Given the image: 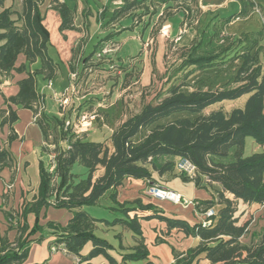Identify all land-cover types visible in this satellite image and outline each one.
<instances>
[{
	"label": "trees",
	"instance_id": "16d2710c",
	"mask_svg": "<svg viewBox=\"0 0 264 264\" xmlns=\"http://www.w3.org/2000/svg\"><path fill=\"white\" fill-rule=\"evenodd\" d=\"M43 1L22 0V9L16 10L12 3L8 4L9 0H0V89L9 76L26 73L18 81V93L5 97L7 107L0 108V127L8 125L10 128L7 145L0 147V174L14 163L9 144L17 138L14 129V124L19 120L17 110L31 109L36 115L44 102L38 92V76L51 81L60 68L59 63L48 53L51 36L45 24L46 17L41 11ZM146 1L123 0L110 20L114 21L119 14L128 13ZM185 1L149 0L155 5L170 6ZM251 4L255 6V2ZM51 8L60 14L61 32L76 28V9L71 0H51ZM262 31L258 32L261 38L253 39L245 52L237 54L241 63L231 80L223 83V87L187 92L182 90L184 82L172 83L156 97V101L145 103L138 112L131 113L114 127L109 139L104 141L68 136L63 118L42 111L36 118L45 137L42 153L47 157L52 152L48 145H55L56 169L53 173L49 172L47 163L41 160L40 182L34 199L24 201L18 210L5 211L9 229H16L17 236L13 241L7 236L1 238L0 264L24 263L33 241L32 236L41 232L36 241L46 238L44 227L40 224V214L51 205L68 209L72 217L66 226L55 221L47 222L50 235L55 236L50 246L65 249L81 260L104 255L111 264L116 263L110 254L114 245L96 233L100 224L121 226L135 236L136 243L130 252L123 254L124 260L148 258L149 250L141 221L157 218L166 223L168 232L176 229L200 238L195 247L186 251L173 250V264H197L202 257L209 260L210 264H264V236L261 242L252 245L241 242L247 232L248 222H239L236 204L224 194L229 192L245 202L264 205V152L245 153L247 137L264 145ZM113 35L114 32L109 33L96 43L91 54L84 58V70L90 60L106 61L108 53L101 57L97 53ZM203 40L201 38L182 49L181 65L189 68L184 79H188L196 70L219 63V53L200 52ZM83 42L84 38L74 47L75 55L79 53ZM20 55L26 57V62L18 65ZM134 59L132 57L122 64L112 63L107 69L120 67L126 80L139 65L137 61L132 62ZM37 61H40V66L31 70V65ZM71 70H75L74 66ZM241 98H244L241 105L231 104L229 109L223 107L224 103ZM181 157L189 158L198 169L194 177L180 173L185 180L193 181L197 186L206 181L218 182L222 186L217 197L223 206L218 211L213 208L215 199L196 201V207L202 211L208 208L215 210L212 224L191 223L184 218L166 215L154 204H145L139 199L123 203L118 201V189L125 178L144 179L149 186H161L155 182L154 173H174ZM76 163L86 168L85 177H82L83 173L73 171ZM107 194L117 205L112 207L113 211H118L120 215L112 220L92 216L86 207L98 204ZM146 211L150 213L143 214ZM29 214L35 215L33 225L28 222ZM122 234H116L120 237L119 249L125 248ZM89 242L93 245L92 249L83 256L82 250Z\"/></svg>",
	"mask_w": 264,
	"mask_h": 264
},
{
	"label": "crops",
	"instance_id": "0c3cea01",
	"mask_svg": "<svg viewBox=\"0 0 264 264\" xmlns=\"http://www.w3.org/2000/svg\"><path fill=\"white\" fill-rule=\"evenodd\" d=\"M64 1V0H60ZM79 1V0H78ZM82 2V1H80ZM79 5L81 6V3ZM252 2H255V6H252ZM119 4L123 3V0H119L117 2ZM74 5H77L73 1ZM88 4V3H86ZM89 5V4H88ZM122 5V4H121ZM119 5V6H121ZM232 5L237 6V11L232 15L236 14L230 21H226L228 17H224L221 14V10L225 8H230ZM78 6V8H80ZM90 6V5H89ZM119 6L113 8V11L117 9ZM169 4L156 5L157 17L163 14L161 9L165 7H169ZM51 7V0H44L41 4V11L43 15L46 17L49 16V8ZM85 7V6H84ZM92 7V6H91ZM198 7L201 9V13L207 17H217L216 20L223 19L229 26L227 27V33H235L236 35H244L251 37L250 39H257L258 32L263 30L264 34V22L262 21V29L259 31H254L251 21L252 19H261L260 13L256 11L255 8H260L264 12V0H198ZM93 8V7H92ZM99 10V9H98ZM231 15V16H232ZM56 19H59L58 15L54 14ZM180 18V25L178 29L175 31L173 24L170 23L171 18ZM184 14L179 12L178 15L169 16L167 24H170V33L168 35V39L171 41L175 40L181 34L183 30V26H185L186 22H184ZM128 19L125 20L128 21ZM149 21H153L150 17H147V26L145 32L151 31L152 25L149 26ZM215 22V21H214ZM101 27V21H99ZM166 23V22H165ZM92 23L87 26H83L82 23H78L77 17H75V29L74 30H65L61 32V34H57L56 39H54V30L50 31L51 43L48 47V53L51 57L54 58L56 62L59 63L60 68L57 76L52 79V86H49V81L43 79L42 76H38L37 78V86L38 92L42 95L44 100V113L57 115L59 116V106L58 102L53 97V91H63L68 87L71 83L70 74L71 72H78L79 74L85 72V60L86 57V44L85 40L88 36L91 35L90 28ZM116 26V24L112 23V27ZM126 27V26H125ZM149 27V28H148ZM102 32L106 31L107 34L114 32L112 38L109 41H119L121 43V48L118 52H109L104 64L102 65L103 70H98V81L101 78H107V76L101 75V73H106L108 67L114 64H122L126 63L127 60H131L132 57H136L139 54H125L121 55L123 51V47L125 41L122 38L124 32H120L121 29L116 28H102ZM108 30V31H107ZM191 30L185 31L181 36V38L176 41L182 47V49L190 47L196 40V34H193ZM98 32V30H96ZM120 32V33H119ZM196 33V32H195ZM64 36V37H63ZM145 37V36H144ZM161 39L165 40L163 37L165 35H159ZM194 37V38H193ZM84 38L83 45L79 51L75 55L73 49L80 42L81 39ZM146 38V37H145ZM183 41V42H181ZM107 43V42H105ZM136 43V42H135ZM141 44L140 42H137ZM184 43V44H181ZM261 44H264V39L261 41ZM105 47V45L103 46ZM163 48V46H162ZM143 47L141 46V50ZM165 50V47L163 48ZM140 50V51H141ZM142 58V57H141ZM158 59V57H157ZM26 57L24 55H20L18 60V65L25 63ZM90 62H95V60H90ZM40 66V61L35 62L31 65V70ZM74 66L75 70L72 71L71 68ZM108 71V70H107ZM147 67L145 69L146 73ZM26 73L17 74L15 73L12 76H9L4 80L1 84L0 89V108L7 107L5 103V97H10L15 95L19 91L18 81L25 77ZM79 79V78H78ZM92 79V76L89 78V81ZM96 81V78L94 79ZM78 82V81H77ZM109 81L106 80L105 84ZM97 82H93L96 84ZM78 85V83H77ZM111 87V85H110ZM100 89V88H99ZM80 86L78 85V91L72 94V104L67 108L66 117L73 116V113L77 110H84L83 108L91 98L101 99L104 97V92L93 91H83L80 95ZM114 97V93L111 97ZM112 97V98H113ZM48 100L52 103L48 104ZM116 100H113L110 104L101 105L98 103L99 109L102 111H106L109 115L106 119L103 117L101 120L104 128H109L113 131L114 125V117L113 116V106L115 105ZM119 102V101H117ZM244 102V98H241L237 101L231 102L232 105H241ZM72 107L78 108L76 111L72 110ZM72 110V111H71ZM138 112V111H137ZM19 120L14 124V129L17 134V138L13 140L9 144V149L14 158L13 166L6 167L0 174V242L1 238L7 236L11 241H13L17 236L16 229H9V223L5 216V211L10 209L18 210L24 201L34 199L35 195L38 191V186L40 182V162L43 160L45 164L47 163V157L42 153V147L45 143L44 133L42 131L41 126L35 120L34 112L31 109L21 108L17 110ZM126 116V115H125ZM61 117V116H59ZM62 118V117H61ZM126 118V117H125ZM124 118V119H125ZM123 119V120H124ZM122 120V121H123ZM121 121V122H122ZM96 124H94L95 126ZM93 128V127H92ZM91 128V129H92ZM90 129V130H91ZM10 134V128L8 125H4L0 127V147H4L7 145L8 136ZM91 133L84 132L81 134V137L90 139ZM66 145V143L62 142ZM254 152H264V145L257 143L252 137H247L246 139V147L245 153L251 154ZM154 180L157 184L174 190L188 199L194 200L195 202L198 200H208L215 199L216 204L214 205V209L218 211L223 203L218 201V192L222 191V186L218 182H204L201 186L195 185L193 181L185 180L182 175L175 170L174 173L166 172L164 174L154 173ZM179 180L183 182H190L193 185V188L190 191V194L187 195L185 191H183V187L176 184ZM149 183L144 179H136L127 177L124 179V183L118 189V201L123 203L126 201H133L136 199L141 200L143 203H152L157 208L164 211L166 215L180 217L188 220L191 223L201 222L202 220V210L198 209L196 205H183L179 203H174L170 200H162L151 197L148 194ZM225 197L233 200L237 206L236 216L239 219V222L242 224L244 222H248L247 232L241 238V242L246 245H252L255 243H259L262 241L264 236V205L259 203H248L241 199L235 198L232 193L225 192ZM103 203L107 209L112 211L114 214H117L118 211H113V206H117L115 202L111 199L110 195L107 194L101 198L98 204ZM149 211L144 212L143 214H148ZM72 217V212H70L66 208H57L53 205L44 208L40 214V224L44 227V233L46 234V238L41 241H36L37 238L40 237L41 232H37L32 236L33 241L30 244V250L27 259L22 264H111L107 257L104 255H99L89 260H81V258L74 254H69L66 251H57L52 252L50 243L55 239L54 235H50L51 230L46 227L48 221H55L62 226H66ZM28 222L30 225H33L35 222V215H28ZM142 229L145 236V243L149 250V256L145 259H129L124 260L123 254L128 253L132 250L134 244L136 243V238L132 234V232L123 229L121 226L108 227L105 224H100L97 229L102 231L103 233L108 234V231L113 230L115 233L114 249L110 250V254L115 258V264H173L175 258L173 250L177 251H186L191 247H195L199 244L200 238L197 236L186 235L182 231H178L176 229L168 232L166 228V223L154 218L150 220L143 219L141 221ZM96 232V233H97ZM118 232H123L122 234V242L125 245L124 249H119V241L120 237L116 234ZM130 232L132 241L125 243L126 234ZM160 240H159V239ZM92 243L89 242L86 244L84 249L82 250V255L86 256L89 251L92 249ZM1 253V248H0ZM197 264H210V261L202 257L199 259Z\"/></svg>",
	"mask_w": 264,
	"mask_h": 264
},
{
	"label": "rangeland",
	"instance_id": "374dc122",
	"mask_svg": "<svg viewBox=\"0 0 264 264\" xmlns=\"http://www.w3.org/2000/svg\"><path fill=\"white\" fill-rule=\"evenodd\" d=\"M71 1L77 3V5H75V17H77L78 23L81 22L84 27H89L92 23L90 28L91 35L85 40L86 57L91 54L96 43L107 33L106 31L102 32L103 29H101V27L121 29L120 32H124L122 38L120 37V40L123 39L127 44L124 45L121 55L126 56L125 54L130 53L139 54L134 57L135 59L132 61H137L139 65L138 67L136 66V71L131 76H127L126 80L123 78L122 69L120 67L117 68L116 66V68L107 69L108 71L106 70V73H101V75L105 74L107 78H101V80L98 81V70H103L102 60L90 62L85 67V72L79 74L77 83L80 86V95L83 91L89 90L91 92H104L103 98H91L83 107L85 108L84 110H95L98 114V120L95 123L96 125L88 131L91 133L89 138L93 141H104L105 139H109L112 133L111 129L104 128L102 125L103 121L101 119L103 117L106 119L109 115L106 111H102L103 109H99L100 107L98 106V103L101 105H107L113 100H116L112 113L115 122L113 125L116 127L125 117L129 116L131 113L139 111L145 103L156 101V97L161 93H164L172 83L184 82L185 86L182 87V90L187 92L197 89L208 90L221 88L223 87V83L231 80L234 72L241 63V58L236 57L237 54L245 52L252 44L251 37H248L247 35L244 36L236 35L235 33H227V27L229 25L223 19L216 20L217 17H207L202 15L201 9L198 7V0H187L185 2L174 4L173 6L165 7L164 9H161L163 14L158 17V8L154 3H150L149 0H147L143 5L132 9L130 12L119 14L114 21L110 20L113 8L123 4L117 3L119 0ZM79 2L81 3V6L79 5ZM9 3H12L16 10L22 9V0H9L8 4ZM78 6H80V8H78ZM255 9L260 13L261 19H252L251 24L254 31H259L262 29V21L264 22V12L260 8ZM236 11L237 6L232 5L230 8L222 9L221 14L224 17H228ZM179 12H182L185 17L184 22H186V25L183 26V29L186 31L191 30L193 34H196L195 42H198L201 38L204 39L200 52L203 54L215 52L220 55V59H218L219 63L212 64V66L207 69L194 71L188 79H184V75L189 68H184L181 65L182 47L178 45L179 43H176L175 40L171 41V39H168V35L163 37L165 40L159 37V35H161L162 26L167 24L169 16H177ZM55 13L58 15L59 19L55 18ZM148 16L150 19H153V21H149V26L151 24L153 25L151 31L145 32L147 28L145 25ZM128 18L129 20L125 22ZM99 21H101V27ZM112 23L116 24V26L112 27ZM170 23L173 24L174 30L176 31L180 25V18H171ZM45 24L48 29L51 28L54 30V39L57 37L55 30L57 33L61 34V31L59 30L60 14L57 10L51 7L49 8V16H46ZM96 30H98V32H96ZM258 38H261V35H258ZM106 42L107 43H104L105 47L108 46L112 48V53L118 52L121 48V43L119 41L111 42L107 40ZM137 42H140L141 44H138ZM141 46L143 47L142 50ZM162 46L163 48L165 47V50ZM146 67L147 71L144 73ZM119 71H121L122 74ZM91 76L92 79L89 81ZM95 78L96 81L94 80ZM106 80L109 82L105 84ZM93 82L97 83L92 85ZM113 93L114 97L112 96V98L111 95ZM47 102L48 104L52 103L50 100ZM223 107L229 109L231 103H224ZM76 109L78 108L72 107V110L76 111ZM73 114H75V112L73 113L72 111V115ZM72 135H74V133L69 132L68 136ZM73 171L75 173H83L82 177H85L84 173L86 172V168L81 163H76L73 167ZM176 184L182 186L183 191H185L187 195L190 194V191L193 188L192 183L183 182L182 180H179ZM86 208L90 214L96 218L112 220L116 215H120L119 213L114 214L107 209L103 203L91 205ZM115 233L116 232L113 230H110L108 231V234L105 235L106 233L98 230L97 235L108 239L111 243L118 244V242H114ZM126 235L125 243L127 244V242L132 241V237L130 232Z\"/></svg>",
	"mask_w": 264,
	"mask_h": 264
},
{
	"label": "built area",
	"instance_id": "2783aa9c",
	"mask_svg": "<svg viewBox=\"0 0 264 264\" xmlns=\"http://www.w3.org/2000/svg\"><path fill=\"white\" fill-rule=\"evenodd\" d=\"M186 30L183 29L181 31L182 35ZM170 33V24H164L161 29L162 35H169ZM176 38L178 41L181 36ZM113 51L110 47H104L99 53H97L98 57H101L103 54H107ZM71 83L66 89L63 91H53V97L58 102L59 106V116L64 119V129L74 133L75 136H80L84 132H88L94 124L98 120V114L95 110H80L76 111L73 116L66 117L67 108L72 104V94L78 91L77 81L79 78L78 72H71L70 74ZM49 86H52V81H49ZM45 105L44 102L40 105L39 112L34 115L35 120L38 118L42 111H44ZM52 152L47 155V169L49 172H54L56 169V162H55V152L53 151L55 148L54 144L48 145ZM177 170L179 173L184 174L188 177H194L198 174L197 166L187 157H181L177 162ZM148 194L151 197L162 199V200H170L174 203L187 205H196L194 200L188 199L182 194L171 190L169 188L163 186H149ZM216 214L213 208H208L202 211V220L201 223L204 225L212 224L213 216ZM52 252L57 251H66L65 249L58 248L57 246L53 245L51 247Z\"/></svg>",
	"mask_w": 264,
	"mask_h": 264
}]
</instances>
